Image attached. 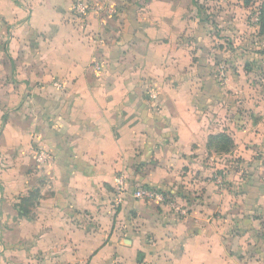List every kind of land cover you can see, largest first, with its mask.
Segmentation results:
<instances>
[{"label": "crops", "instance_id": "0c3cea01", "mask_svg": "<svg viewBox=\"0 0 264 264\" xmlns=\"http://www.w3.org/2000/svg\"><path fill=\"white\" fill-rule=\"evenodd\" d=\"M15 1L0 0V264H264V58L218 43L194 0H89L83 22L71 0Z\"/></svg>", "mask_w": 264, "mask_h": 264}, {"label": "rangeland", "instance_id": "374dc122", "mask_svg": "<svg viewBox=\"0 0 264 264\" xmlns=\"http://www.w3.org/2000/svg\"><path fill=\"white\" fill-rule=\"evenodd\" d=\"M71 1V9L68 13L75 19L77 16L75 15L73 6L76 0ZM15 3L17 5L21 4L23 7H30L31 5L29 4L31 3L29 0H16ZM35 3L33 6L36 7L38 4ZM193 3L195 11L199 13L195 17L208 27L206 33L210 36L212 35L215 40H218V43H223L226 46L229 45V48H231L236 57L247 58L246 61L264 58V0H194ZM25 16H23V19L25 20L26 18L28 22L31 18V21L34 20V17L29 14ZM14 33V29L9 28L6 43L8 40H11ZM3 45L5 46V44ZM256 63L259 67L255 66L250 86L253 90L264 94V66H261L258 60L252 62V65L254 66ZM237 68L236 66L235 69L237 70ZM232 69L233 66L227 60H222L221 63H218L215 72L219 73L221 85L226 83L229 71ZM250 247H252V244ZM259 251H257L256 247L253 250L251 248L249 250L246 249L245 253L247 255H243L242 257L248 261L251 259L254 262H259L257 255ZM142 257V255L137 256L135 259L136 263L133 262V264L154 263L145 262V257L144 259ZM239 260L243 262L242 258ZM159 264L164 263L159 262Z\"/></svg>", "mask_w": 264, "mask_h": 264}, {"label": "built area", "instance_id": "2783aa9c", "mask_svg": "<svg viewBox=\"0 0 264 264\" xmlns=\"http://www.w3.org/2000/svg\"><path fill=\"white\" fill-rule=\"evenodd\" d=\"M75 15L83 22L90 11V5L87 0H76L73 6ZM95 68L100 70L101 67L98 63H95ZM151 98L156 99L157 94L155 92L150 93ZM41 161H46V155L40 154ZM220 184H222V180L219 179ZM117 184V192L122 194L125 192L126 188V180L124 177L120 176L116 179ZM134 198L138 201H145V202H159L165 203L170 199V197L162 190L152 188L149 186H141L134 191ZM173 208L179 212L182 216H187L188 211L186 209L181 208L179 205H173Z\"/></svg>", "mask_w": 264, "mask_h": 264}]
</instances>
